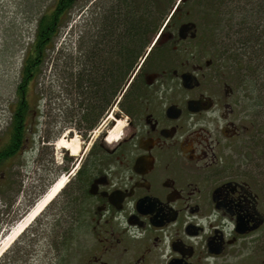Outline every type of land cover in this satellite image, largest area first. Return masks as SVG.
<instances>
[{
    "label": "flooded vegetation",
    "instance_id": "flooded-vegetation-1",
    "mask_svg": "<svg viewBox=\"0 0 264 264\" xmlns=\"http://www.w3.org/2000/svg\"><path fill=\"white\" fill-rule=\"evenodd\" d=\"M174 37L156 35L128 77L114 48L79 49L69 75L74 90L87 77L86 97L32 103L29 78L22 97H0V195L24 184L42 196L67 179L43 212L52 244L75 246L62 264H264V174L249 168L255 120L223 77L208 83L213 59L172 65L178 55L162 43ZM113 112L121 122L110 123Z\"/></svg>",
    "mask_w": 264,
    "mask_h": 264
},
{
    "label": "trees",
    "instance_id": "trees-1",
    "mask_svg": "<svg viewBox=\"0 0 264 264\" xmlns=\"http://www.w3.org/2000/svg\"><path fill=\"white\" fill-rule=\"evenodd\" d=\"M79 1L54 0L53 7L37 19L35 39L23 61L16 97L23 96L27 78L30 87L41 76L49 52L56 48V38ZM174 4L175 0H111V6L101 17L99 30L80 49L90 45L114 48L112 54L117 56L116 62L124 63L125 77H128L160 31L161 38L167 30L175 35L173 40L162 43V47L177 53L173 46L183 42L178 38V27L194 18L195 6L199 11L196 39L203 36L210 40V54L223 70L224 81L237 94L238 105L247 106L255 120V154L249 168L255 174H264L263 150L259 154L257 150L264 142V0H180L173 10ZM76 84L78 95L86 97L87 77L76 80ZM115 87L111 82L110 97H114ZM54 246L59 253L66 254L75 248L71 244Z\"/></svg>",
    "mask_w": 264,
    "mask_h": 264
},
{
    "label": "rangeland",
    "instance_id": "rangeland-1",
    "mask_svg": "<svg viewBox=\"0 0 264 264\" xmlns=\"http://www.w3.org/2000/svg\"><path fill=\"white\" fill-rule=\"evenodd\" d=\"M178 1L175 0L174 6ZM53 4L54 0H0V97H16L23 61L35 39L37 19L43 12L53 7ZM110 6L111 0H81L74 7L71 18L56 38V48L50 51L46 58L41 76L29 87L28 95L32 97V100L38 99L33 97H78L77 90H74L75 80L71 79L69 73L76 72L77 62L81 58L78 53L80 47L85 46L86 42L99 30L101 17L105 9ZM193 9L195 16L191 21L197 23L196 13L199 14V11L195 9V6ZM178 48V56L172 61L174 67H180L186 62L192 64L212 60L211 42L203 36L187 39L178 44ZM209 74L208 83L213 81L215 74L222 77L223 70L218 64L212 62ZM38 103L40 109L45 108L44 99ZM111 115L110 123L115 121L114 118L121 122L115 112ZM125 125L123 124L121 128V134ZM117 130L120 133L119 127ZM35 137L38 144L39 128ZM113 138L114 136L110 134V141H115ZM23 188L24 184L20 186L17 184L14 192L0 195V237L11 231L12 227L30 212L41 197L37 191L35 196L33 192L25 191V189L22 193ZM43 212L44 210L8 247L0 258V264H62L66 262L65 259L69 263L75 248L67 254L59 253L54 248L52 243L55 241L51 239L57 238L51 236L54 230L51 224H47L45 217L48 213ZM55 230H58V227ZM61 255L64 256L63 260L60 259Z\"/></svg>",
    "mask_w": 264,
    "mask_h": 264
},
{
    "label": "bare ground",
    "instance_id": "bare-ground-1",
    "mask_svg": "<svg viewBox=\"0 0 264 264\" xmlns=\"http://www.w3.org/2000/svg\"><path fill=\"white\" fill-rule=\"evenodd\" d=\"M121 123H118L117 128L121 127ZM111 136H114L113 140H117L120 138V133L118 130L113 131ZM112 138V137H111ZM59 146H68L67 142L62 140L59 142ZM69 146L76 152L79 148V141L73 140V142ZM67 179L60 178L47 193L44 197L38 200L37 205H35L32 210L19 222H17L16 226L12 227V230L8 231L5 235L0 237V258L4 255L7 251L8 247L16 241V239L26 230V228L41 214V212L53 201V199L58 195V193L63 189L66 185Z\"/></svg>",
    "mask_w": 264,
    "mask_h": 264
},
{
    "label": "water",
    "instance_id": "water-1",
    "mask_svg": "<svg viewBox=\"0 0 264 264\" xmlns=\"http://www.w3.org/2000/svg\"><path fill=\"white\" fill-rule=\"evenodd\" d=\"M179 37L185 39L188 36L191 38L196 37L197 34V25L193 21L182 23L178 30ZM183 83L186 87H192L193 84H196V79L190 73L183 74Z\"/></svg>",
    "mask_w": 264,
    "mask_h": 264
}]
</instances>
